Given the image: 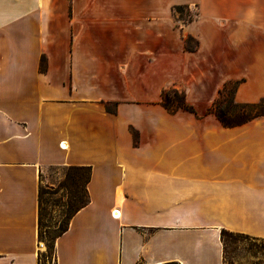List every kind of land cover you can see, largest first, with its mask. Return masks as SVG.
I'll return each mask as SVG.
<instances>
[{"label": "crops", "instance_id": "1", "mask_svg": "<svg viewBox=\"0 0 264 264\" xmlns=\"http://www.w3.org/2000/svg\"><path fill=\"white\" fill-rule=\"evenodd\" d=\"M228 81L264 98V0H0V264H40L51 167L92 168L56 264H223V229L264 238V117L207 113Z\"/></svg>", "mask_w": 264, "mask_h": 264}, {"label": "trees", "instance_id": "2", "mask_svg": "<svg viewBox=\"0 0 264 264\" xmlns=\"http://www.w3.org/2000/svg\"><path fill=\"white\" fill-rule=\"evenodd\" d=\"M174 14L184 22H190L194 16L188 11L186 6H175ZM197 46V41L189 36L185 40L186 49L193 50ZM45 58L41 60L42 69L45 68ZM238 81H228L219 90L218 96L208 108V114H214L225 127H237L253 119L264 117V98L256 103H238L235 101V92ZM162 105L170 112L176 113L180 110L196 114L195 107L186 100L185 92L175 86H170L162 91ZM115 111V107L109 108ZM134 136H137L133 131ZM65 177L59 189L68 192L66 210L63 211L64 219L56 221L54 224H47L44 219V196L53 195L56 192L52 188L42 186L39 188V211H38V241L45 244L46 250L39 252V263L48 264L49 254L53 253L56 264V239L62 236L69 228L71 219L82 208L90 202L88 183L91 178V166H65ZM51 222V221H49ZM223 246V264H233L229 262L231 249L239 248L244 252L256 257L264 250V238L252 237L244 233H236L223 229L220 233ZM163 264H180L177 261Z\"/></svg>", "mask_w": 264, "mask_h": 264}, {"label": "rangeland", "instance_id": "3", "mask_svg": "<svg viewBox=\"0 0 264 264\" xmlns=\"http://www.w3.org/2000/svg\"><path fill=\"white\" fill-rule=\"evenodd\" d=\"M195 12L196 10L192 9L190 13L194 16ZM64 167H51L45 169L41 175L42 186L52 188L56 192L65 177ZM67 195L68 192L66 190L59 189L53 195L47 194L44 196L45 202L43 204V212L45 215L44 221L47 224H54L56 223V221L64 219L63 211L66 210ZM39 248L40 252H44L46 250L45 244L41 247L39 246ZM231 250L232 252L230 253L228 259L230 263L232 262L233 264H264V250L261 251V253H259L256 257L244 252L239 248V246L234 249L233 245V249ZM48 261V264H55V258L53 253L49 254Z\"/></svg>", "mask_w": 264, "mask_h": 264}, {"label": "built area", "instance_id": "4", "mask_svg": "<svg viewBox=\"0 0 264 264\" xmlns=\"http://www.w3.org/2000/svg\"><path fill=\"white\" fill-rule=\"evenodd\" d=\"M115 211H116V210H114V211L112 212V217H113V218H118V217H120V214H119V215H116V214H115ZM43 245H44L43 243H40V247L43 246Z\"/></svg>", "mask_w": 264, "mask_h": 264}, {"label": "bare ground", "instance_id": "5", "mask_svg": "<svg viewBox=\"0 0 264 264\" xmlns=\"http://www.w3.org/2000/svg\"><path fill=\"white\" fill-rule=\"evenodd\" d=\"M62 146H63L64 148L66 147L65 144L62 145ZM115 214H116V215H119V213H118L117 211H115Z\"/></svg>", "mask_w": 264, "mask_h": 264}]
</instances>
